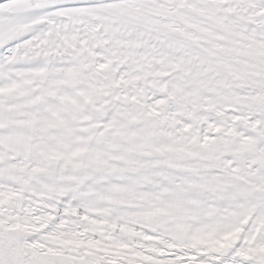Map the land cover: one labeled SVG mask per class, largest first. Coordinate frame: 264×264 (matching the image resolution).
<instances>
[{"label": "snow or ice", "instance_id": "6c2138e0", "mask_svg": "<svg viewBox=\"0 0 264 264\" xmlns=\"http://www.w3.org/2000/svg\"><path fill=\"white\" fill-rule=\"evenodd\" d=\"M0 264H264V0H0Z\"/></svg>", "mask_w": 264, "mask_h": 264}]
</instances>
